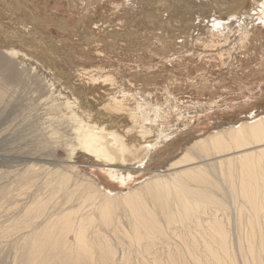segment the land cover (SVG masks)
<instances>
[{"label": "bare ground", "instance_id": "6f19581e", "mask_svg": "<svg viewBox=\"0 0 264 264\" xmlns=\"http://www.w3.org/2000/svg\"><path fill=\"white\" fill-rule=\"evenodd\" d=\"M19 1L15 5L23 6ZM129 2V9L134 11L136 15L143 16L141 17L143 24H141L138 33H126L123 30L124 24L115 21L116 19L113 21L114 23L109 22L107 24L92 22V29H98L102 34L99 36L103 37L104 47L96 41L91 42V45L80 44V39H77L74 41L76 52L86 58L90 55L89 57L98 61L101 59L100 57H104L105 51L107 52L106 45L108 42L130 40L131 42L141 41L146 45L148 39H152V35L158 36L153 25V18L160 9L166 11V8L169 13L166 16L167 24L164 28V38L171 43H174L176 39H182L185 52L195 59L198 58V60L202 58L214 60L224 58L230 61L231 55L239 48V45L233 47V42L245 40L254 43L263 35V33L256 34V39H252L253 31L257 29V26L260 25L264 28V0H204L203 3L201 0H130ZM76 6V4L73 5L75 11H77ZM153 7L161 8L155 10ZM31 12L32 10L29 13ZM120 13L124 15L125 11L121 10L118 14ZM115 18L119 19L117 16ZM31 23L35 24V21ZM202 28L207 32L205 42H198L202 36ZM227 33H230L228 39L231 40L232 44L224 45L221 43V46H218L220 38L226 36ZM159 34L160 42L164 41L162 34ZM141 37L143 38L141 39ZM4 40V35L0 34V46L7 53L22 54L17 50L19 45L12 49L8 44H5ZM127 41L119 42V48L125 49L124 46ZM157 44V41H154L152 48L156 49ZM22 49L25 53L30 50L36 51L26 47ZM51 55L53 58H60L56 54L54 56L51 53ZM8 61L7 56L0 53V90H5L3 87L20 77L19 69L8 66ZM65 63L66 61L57 68L61 75L60 78L70 81L78 79L76 75H73L74 70L69 72V67ZM87 67L83 68L82 81L76 82L77 90L74 94L82 101L86 112L85 115L83 114L84 118L78 114L81 107L77 100L58 88V90H52L55 89V86L50 75L42 72L44 75H41V78L43 77L41 80L43 81L39 84L43 89L51 90L57 95L54 103L60 105L61 110L68 114L66 127L70 132L72 142L76 146V151L83 153L94 162L92 165L96 166L94 171L100 174V184H95L87 177L77 179L75 173L71 175V173L61 169L54 171L48 169L49 172H43L44 179L42 181L44 180L45 187H47L46 199H51L50 197L53 199L55 195L61 194L64 197L65 205L73 198L76 199L77 193H79V206L76 209H64L65 211L62 210L59 214L49 215L50 224L55 220L58 221L57 228L54 227L55 224L53 223L51 227L43 226L42 235L39 238L36 237L35 240L33 238L27 239V237L22 238L28 240L26 243L27 252L31 259L29 264H40L43 261L41 256L45 249L41 246L42 244H37L35 241L42 243L47 238L45 236L46 238L43 239V235L52 231L61 233L64 237L68 234L72 235V242L68 244L67 251H62L63 258L74 261V258L82 254L91 259L89 261L91 263L95 257H92L91 246H88L89 241L87 242L85 239L86 229L84 225L94 226V223L97 222L95 221V214L98 216L100 224L107 226V230L110 229L108 226H113L116 232L121 226V223L118 222L120 217L118 216L119 218L116 219L114 213L118 208L126 210V215L131 222L129 232L125 233L130 245L137 246L145 241L146 244L143 247L146 249L152 245L157 236H163L165 227L174 225L188 227L189 221L194 219L196 222L199 221L197 227L200 228L197 229L198 233L194 234L193 237L190 232L185 231L187 232L185 233L183 231L181 237L183 251L177 255L179 257L176 258L177 260L171 259V263L169 261L168 264H204L206 260L210 264H264V114H253V118L240 120L228 127L223 122H217L212 134L204 138H197V136L191 138L192 133L185 129V124L176 125L174 132L169 130V127L165 128L162 125L161 121L166 122L168 114L175 113L177 110L173 107L171 109L169 103L165 104L164 109L153 105L152 91L136 90L131 84L129 85L132 88L127 90L124 86L125 83L122 84V90H115L118 87V82L109 74L110 72L108 73L104 69L103 75L97 77L94 74L95 71ZM75 70L79 71L80 68L76 69L75 67ZM150 72V69L149 71L146 69L139 74L148 76L151 74ZM136 76L133 75L134 78ZM200 77L207 84V74L200 75ZM261 100H264V97ZM178 114L179 118L183 116L179 112ZM170 149H172V153L175 151L177 153L170 157L162 169L154 170V175L149 177L140 187L127 190L145 172L152 171L150 167L158 163L159 159L164 157ZM27 168L29 170V167ZM41 171L44 170L41 169ZM41 171L39 172L41 173ZM25 172L29 174V172ZM32 172L30 171L31 174ZM23 174L25 177L26 174ZM77 174L79 175V173ZM34 176L36 179L37 175ZM28 177L31 175L29 174ZM32 178L34 177L32 176ZM108 179L112 181L111 187L106 188V190L100 189V186H103ZM19 180L17 181L19 182ZM27 180L29 182V179ZM31 184L34 185V183L28 185ZM35 184L37 185L36 182ZM91 187H96V189ZM122 189H125L126 193L115 191ZM41 199L37 194H34L30 196L29 203L27 202L29 206L26 208V212L24 211V220L28 232L34 233L36 228L39 229L40 226L34 227L32 220L39 217L43 219L46 215V207L51 206H49L48 201L45 202ZM54 202L56 201L54 200ZM226 202L230 204L227 205L231 206L234 214V216L231 214L233 217V221H231L234 223L233 239L228 237L226 224L224 225V217L227 215L222 212H226L228 209L225 207L227 206ZM84 205H91L93 212L90 214L85 213L86 211L82 212ZM210 207L214 208L213 211L216 209L222 213L223 217L220 218L221 215L218 216L214 211L211 217H207L210 219H205V208ZM224 207L225 209H223ZM208 210L210 211V209ZM203 215L205 218L202 217ZM202 221L206 227H203ZM93 226L92 228H94ZM99 227L96 228L99 229ZM113 229L111 227V231ZM90 230L92 231V229ZM205 234L216 239L218 250L225 252L220 254L211 249H206L202 254L196 253L194 241L206 245L205 242H208L209 239H206ZM58 238L60 237L58 236ZM98 238L100 239L99 236ZM65 245L67 244L65 243ZM65 245L64 248H67ZM53 246L55 247L54 244ZM60 249L62 250V248ZM74 250L76 251L74 252ZM101 252L100 255L104 259L109 257L108 255L111 253L109 250ZM216 254L219 255L216 256ZM103 258L100 260L104 262ZM95 262L97 263V259Z\"/></svg>", "mask_w": 264, "mask_h": 264}, {"label": "rangeland", "instance_id": "374dc122", "mask_svg": "<svg viewBox=\"0 0 264 264\" xmlns=\"http://www.w3.org/2000/svg\"><path fill=\"white\" fill-rule=\"evenodd\" d=\"M13 1L14 3H12ZM17 1L19 0H8V2L7 0H0V34L4 35L5 44H8L12 49L19 45L17 50L22 53L12 55L0 46V53L9 59L7 65L14 69L18 68L20 71L19 78L3 87L5 90H0V264H29L31 259L28 257L27 239L39 238L43 233V226L51 227L54 223V227H58L57 220L50 224L49 215L59 214L64 209H76L79 206V193H77L76 199L73 198L72 202L70 201L65 205L64 197L61 194L55 195L53 199L52 197L46 199L47 187H45L44 180L42 181L44 173L51 169V171L61 169L71 173V175L75 173L77 179L87 177L95 184H100L99 180H101L99 172L94 171L96 167L92 165L94 162L83 153L76 151V146L72 142V137L66 127L68 114L61 110L60 105L54 103L57 95L40 86L39 83L43 81L41 75H44L42 72L51 76L55 86V89L52 90L60 89L79 102L81 109L78 114L82 118L86 112L82 101L74 94L77 90L76 82L82 81V71L87 66V68L95 71L94 74L97 77L103 75L104 69L107 70L106 72H110L109 74L118 82V87L115 90H122V84L125 83L124 86L127 90L133 86L136 90L152 91L153 105L164 109L165 104L169 103L171 109L177 110L175 113L168 114L167 121H161L162 125L165 128L169 127L168 129L174 132L176 125L185 124L187 127L185 129L192 133L191 138L196 136L197 138H204L212 134L217 122H223L228 127L240 120L251 119L254 115L264 114V100H261L264 97V28L260 25L253 31L254 36L252 37V39H256V34L263 33L261 38L257 39L258 42L253 43L244 40L232 44L231 40L228 39L230 33L220 38L218 46H221V43L224 45L230 43L233 47L239 45L236 52L231 55L230 61L224 58H218V60L202 58L198 60V58L195 59L185 52L182 39L174 40V43L176 42L174 44L164 38V28L167 24L166 16L169 11L167 8L165 11L160 9L161 7H153L155 10L160 9L153 18V25L158 36L152 35V39H148L146 45L141 41L131 42L130 40L108 42L109 44L106 45L107 52L105 51L104 57H100L101 59L98 60L100 62H98L94 60L95 58L89 57L90 55L86 58L78 54L74 47L76 45L74 41L80 39L79 43L86 45H91V42L96 41L104 47L103 37L99 36L102 34L98 29H92L91 24L92 22L114 23L115 19V21L124 24L123 30L126 33H138L141 24H143L141 18L143 16H138L129 9L130 0H21L19 3L23 6L20 7L15 5ZM201 2L203 3L204 0ZM75 4L77 11L73 8ZM31 10L32 12L29 13ZM121 10L125 11L124 15L118 14ZM33 21L35 24L31 23ZM159 33L163 36L164 41L162 42H160ZM206 34V30L202 28V36L200 40L197 39L198 42H205ZM122 41H127L123 50L118 46ZM154 41L158 43L155 46L156 49L152 48ZM23 47L32 48L36 51L30 50L25 53ZM51 53L54 56L55 54L60 56V58H53ZM209 55L220 57L213 54ZM64 61L69 67V72L74 70L73 75H76L78 79L70 81L60 78L61 75L57 68ZM35 67L38 70L34 69ZM75 67L76 69L80 68V70L76 71ZM148 68L151 70L150 75L139 74L146 69L149 71ZM203 74H207V84L200 77ZM133 75L136 77L134 78ZM167 112L169 113V111ZM178 112L183 116L179 118ZM168 152L159 159L158 163L150 167L152 171L147 172L151 173L145 172L127 190L140 187L149 177L154 175L155 171L162 169L172 155L177 153L176 151L172 153V149ZM43 165L44 167H42ZM25 171L29 172L31 177H28L29 174L27 173V175ZM30 171H33L32 174ZM39 171L44 173L41 174ZM22 172L26 174L25 177ZM33 174L37 175L36 179ZM33 180L34 182H32ZM111 182V179H108L104 182V187L100 186V189L106 190V188L111 187ZM30 183H34V185L31 184L33 187L28 185ZM91 188L96 189V187ZM115 191L126 193L125 189ZM34 194L42 198L41 200L48 201L49 206L51 205L49 208L46 207L47 211L43 219L39 217L32 220L34 227L40 226L39 229H35V234L26 231L24 220L26 208L29 206V198ZM101 194L103 193L101 192ZM34 197L36 198V196ZM52 200L56 202L53 203ZM227 204L229 203L226 202ZM46 206H48L47 203ZM55 207L56 209H53ZM225 207L228 209L226 212H222L227 215L226 218L224 217V225L226 224L228 237L233 239L232 215L234 216V214L231 206ZM205 209L206 218L204 215L202 216L205 219H210L207 217H211L214 211L218 216L221 215L220 218L223 217L222 213L216 209L213 211V207ZM84 211L88 214L92 213L91 205H84L82 212ZM115 211V218L120 217L118 222L123 226H119L120 229L118 228L116 232L113 226H108L110 229L107 230V226L100 224L98 216L95 214V221L97 222L94 223V226L92 225L94 228L87 226V224L84 225L86 229L85 239L87 242L89 241L88 246H91L92 257H95L92 262L95 264H108L109 262L110 264H157V261L160 262L158 264H168L169 261L171 263V259L177 260V255L183 251L181 241L183 233L185 231L190 232L193 237L194 234L198 233L197 229L200 228L197 227L199 221L196 222V219L189 221L188 227L181 225L165 227L163 236H157L151 245L152 247L146 249L143 247L146 244L145 241L137 246L130 245L125 235L126 232H129L131 224L126 215V210L118 208ZM42 223L43 225H41ZM202 223L203 227H206L204 221ZM111 227L114 228L113 231H111ZM95 229L97 230L93 233ZM59 234L53 231L48 232L43 235V239L47 236L45 241L42 243L35 241L37 244H42L41 246L45 249L41 256L43 261L40 264H94L89 262L91 259L82 254L74 258V261L63 258L62 251H67L68 244L72 242V235L68 234L64 237L61 233ZM205 235L206 239L210 241L205 242L206 245L193 240L196 253L202 254L206 249H211L220 254L225 252L218 250L216 239L208 234ZM25 237L27 239L23 240L22 238ZM90 242L94 245L92 246ZM64 245L67 248H64ZM96 248L97 250H95ZM98 250L99 252H97ZM104 250L111 251L109 257L105 259L100 255L101 251L104 252ZM218 255L216 254V256ZM101 258L104 259V262L100 260ZM96 259L97 263L95 262ZM204 264L210 263L206 260Z\"/></svg>", "mask_w": 264, "mask_h": 264}]
</instances>
